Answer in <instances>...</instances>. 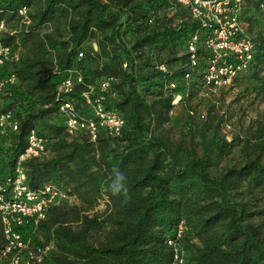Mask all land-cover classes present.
Listing matches in <instances>:
<instances>
[{"label":"trees","instance_id":"trees-1","mask_svg":"<svg viewBox=\"0 0 264 264\" xmlns=\"http://www.w3.org/2000/svg\"><path fill=\"white\" fill-rule=\"evenodd\" d=\"M112 1L0 0V22L19 26L13 33L1 30L3 41L18 54L4 68L16 82L2 96V110L19 121L1 169L14 165L34 130L47 138L50 156L26 163L28 185L60 183L77 200L50 206L24 235L35 244L53 245L45 264H173L177 251L186 264H264V208H252L251 198L231 193L245 181L264 192V128L255 134L260 142L244 162L219 176L209 171L212 155L229 154L232 142L214 136L202 142L198 155L193 146L169 143L160 134L174 107L213 88L205 80L207 29L174 0ZM262 3L244 0L241 20L254 43L253 59L231 86L264 66ZM21 7L28 8L29 24L18 14ZM249 10L259 21L258 37L249 32ZM196 32L192 59L188 45ZM86 60L95 68L86 72ZM74 68L87 82L113 78L103 105L123 116L119 136L100 130L91 140L83 130L75 136L66 132L58 112L63 98L73 102L79 120L92 116L82 96L84 82L66 96L56 94L57 84ZM113 168L125 175L127 195L109 190ZM101 200L105 208L97 210ZM181 220L185 229L179 236ZM3 239L0 224V246Z\"/></svg>","mask_w":264,"mask_h":264},{"label":"built area","instance_id":"built-area-1","mask_svg":"<svg viewBox=\"0 0 264 264\" xmlns=\"http://www.w3.org/2000/svg\"><path fill=\"white\" fill-rule=\"evenodd\" d=\"M188 8L192 18L207 29L203 44L210 56L206 69V84L214 87L230 86L233 80L244 73L252 62L254 43L242 23L244 0H174ZM263 13L264 3L260 5ZM18 14L24 24H29L28 8L21 7ZM4 23L0 22V224L2 227L3 244L0 246V264H45L46 257L52 252V244H35L30 236L24 235V229L36 226L45 217L48 208L63 202L72 203L74 195L69 189L56 183H44L40 188L33 189L27 182V165L31 159L42 160L50 156L48 140L34 130L26 137L25 148L16 156L14 165L1 163L9 152L12 137L19 132V121L11 111L2 110V96L6 89L16 82L15 76L4 70L7 63L16 60L18 54L13 47L3 41L1 30ZM199 34L192 35L188 45L194 59ZM81 56L82 54H78ZM165 71L163 64L157 66ZM188 77V75H186ZM111 77H101L89 82L85 81L79 70L70 69L57 84V96H66L78 83L84 82L87 89L82 93L90 107L91 117L79 120L75 115L74 104L70 98H63L58 112L63 119L65 130L69 136H75L83 130L91 140H95L100 130L110 136H119L124 126L121 113L114 108H105V93L110 91L113 83ZM212 89L211 87L206 88ZM180 96L174 97L177 102ZM35 229V228H34ZM185 229L181 220L177 227L180 236ZM34 232V231H33ZM171 244V241H169ZM173 264H186L185 258L175 252Z\"/></svg>","mask_w":264,"mask_h":264},{"label":"rangeland","instance_id":"rangeland-1","mask_svg":"<svg viewBox=\"0 0 264 264\" xmlns=\"http://www.w3.org/2000/svg\"><path fill=\"white\" fill-rule=\"evenodd\" d=\"M144 1L132 2L143 4ZM113 6V4L110 6V10L114 8ZM247 14L252 26L249 32L258 37L260 25L255 18L256 13L249 10ZM4 27L11 33L19 30L15 21L6 23ZM48 27L50 28L49 25L46 26ZM17 36L19 37L20 34ZM19 47L24 55L25 50ZM84 63L86 72L96 66L93 60H86ZM262 128H264V66L254 72H246L232 86L214 87L201 93H194L190 99L171 110L169 122L164 124L160 134L169 143L182 142L193 146L198 155H202V142H208L214 136L232 142L229 154L220 157L215 156V153L212 155L213 165L209 171L213 176H219L227 168L238 167L244 162L246 156L252 153L253 144L260 142L255 134H258ZM260 159L264 162V149ZM231 193H238L242 200L251 198L252 208L254 204L258 208H264V192L261 189H252L246 181ZM75 203H77L76 198L72 201V204ZM104 208L105 201L101 200L96 209ZM38 239L45 241L46 238L38 234Z\"/></svg>","mask_w":264,"mask_h":264},{"label":"clouds","instance_id":"clouds-1","mask_svg":"<svg viewBox=\"0 0 264 264\" xmlns=\"http://www.w3.org/2000/svg\"><path fill=\"white\" fill-rule=\"evenodd\" d=\"M125 180V175L119 169L113 168L111 183L109 186V190L113 195H127L128 189Z\"/></svg>","mask_w":264,"mask_h":264}]
</instances>
